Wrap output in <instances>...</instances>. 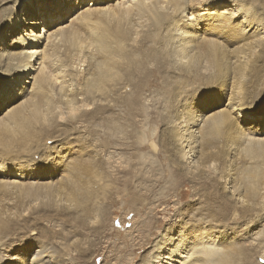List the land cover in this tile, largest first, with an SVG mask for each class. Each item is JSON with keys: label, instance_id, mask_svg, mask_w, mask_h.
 Wrapping results in <instances>:
<instances>
[{"label": "rangeland", "instance_id": "rangeland-1", "mask_svg": "<svg viewBox=\"0 0 264 264\" xmlns=\"http://www.w3.org/2000/svg\"><path fill=\"white\" fill-rule=\"evenodd\" d=\"M24 1L0 0V13L3 7L17 11ZM236 1L262 25L253 33L258 38L253 47L245 45L249 36L236 43L246 47L240 54L250 58L248 64L239 54L242 46L237 58L222 65L214 60L196 76L176 64L175 36L165 23L147 37L137 33L134 22L122 25L123 37L107 41L95 67L81 62L79 74L73 61L94 39L93 25L65 34L55 59L46 61L48 72L60 74L55 88H64L43 101L35 98L43 105L51 101L48 110L56 107L60 115L55 120L50 113L55 121L48 135L39 136L43 125L31 116L0 122V264L12 256L29 258L43 247L59 264H148L165 236L175 237L179 230L192 242L193 257L186 264L220 257L227 261L221 264H264V165L235 178L228 165L243 157L237 161L228 151L227 133L219 128L200 127L194 157H184L179 142L182 136L187 143L188 120L222 108L231 114L230 94L253 109L264 104V0ZM5 17L0 16V47L10 51L0 50L4 61L23 49L17 46L18 28L5 25ZM24 18L21 29H32L33 16ZM50 20L59 26L57 18ZM5 72L0 68V78ZM12 103L0 102V117ZM232 116L230 141L236 131L261 125L260 117L239 109ZM263 150L252 155L264 164ZM19 164L28 170L25 178L12 175ZM225 184L241 187L242 202L235 204Z\"/></svg>", "mask_w": 264, "mask_h": 264}, {"label": "bare ground", "instance_id": "bare-ground-1", "mask_svg": "<svg viewBox=\"0 0 264 264\" xmlns=\"http://www.w3.org/2000/svg\"><path fill=\"white\" fill-rule=\"evenodd\" d=\"M36 1L37 3L32 0H25L21 4H19V1L18 9L24 8L23 13L19 12L18 9L17 11L10 10L8 7H3L0 13V16H6L1 20L5 22V25L11 23L13 28H18L17 37L19 36V44L17 43V46L23 47L19 57L12 58L13 56H10L11 52L5 61L4 59H0V68L6 69L3 77L0 78V102H14L8 111L0 117V122L8 124L6 119L12 118L16 120L31 116L34 119H38L37 122L42 123L43 127L39 130V136L43 138L48 135L49 127L53 125H51V122L54 119L51 120V117H49L50 113L53 114L55 120L60 115L58 116V112L53 111L56 108L54 106L52 111L48 110L51 101L43 105L40 102L38 103L37 100L43 101L46 95L49 98L56 96L57 93L60 94V91H57L64 88V86L55 88L54 85L57 84L60 74L48 72L50 70L46 67V61L49 63L55 59L54 51L59 47L61 41L65 40V34L74 31L77 29V26L85 24L87 27H90V25H93L91 28L95 31L94 39L86 42L83 47L81 46L82 49L80 50L82 53L78 52L75 55L73 63L77 65L75 67L77 74H79L78 65L81 62L86 61L88 69H91L93 66L95 67L106 49L105 44L107 41L120 40L124 35L122 27L132 25V22H134L137 25L135 28L137 33L146 37L147 35H151L148 33L160 24L165 23L166 26L170 27L172 37L175 36V51L173 49L176 55L175 62L184 69V74L187 76H196L203 67L212 66L214 60L226 63L233 58H237L238 50L243 46L239 50V54H243L246 49L244 45H236L238 39L240 43L242 42L241 39L249 36L250 40L245 45L251 44L253 47V43L258 42V38H253L255 36L253 33L260 30L262 26L258 22H255L256 17L253 18L254 15L249 14L248 6L244 7L238 1L234 3V0ZM69 15L71 16L69 17ZM95 15L98 16L96 17ZM27 16H33V21L29 23L32 29H21V25L27 20L24 17ZM52 17L58 19L59 26H55V24L50 22V18ZM94 17L96 18L94 19ZM152 23H154L153 26H151ZM40 25H43V32L40 29ZM249 32L251 33L248 35ZM108 36L113 38L110 39ZM46 40L47 43H45ZM0 42H2L1 38ZM44 43L45 48L41 49V45ZM226 45L233 48H229ZM6 49L10 51L8 46L0 47L1 51ZM0 55L4 54L0 52ZM13 55L15 56L16 53ZM242 58L247 59L244 62L248 64L250 58L247 56ZM30 92V96H26ZM67 102L69 106L73 103V100L69 99ZM226 106L229 107V112L231 109V114H226V109L222 108L214 113L205 114L204 116L200 115L196 119L185 122L183 128L186 132L185 141L187 143L182 144V136H179V142L184 148V157L190 156L191 158L197 152L196 144L192 145L195 142V135L197 134L198 141L202 128L210 127L208 130L222 129L223 132L227 133L226 146L229 147L227 148L228 151L233 154L236 160L238 155L243 157L240 163L236 162L233 165L232 163L228 165V169L233 173V176L239 178L242 174L241 172L248 173V171L261 168L264 165L260 161L261 159L257 160L259 158L257 157L256 159L252 155V153H256L259 149H264V104L260 108L253 109L238 94H230L229 102ZM238 109L244 115H250L249 117L255 115L256 117H260L261 125L252 129L251 132L247 131L243 133V128V132L236 131L233 140L230 141L233 137V135H230L233 119H231L232 122L229 119L232 116V111L235 112ZM46 110L48 111L43 114L42 111ZM63 111L60 110V114L65 113ZM31 112L35 113L31 114ZM55 113H57V116H55ZM220 114L225 115V120L218 118ZM46 115L48 116L46 117ZM237 129H239L238 124ZM191 164L192 161L187 162V169ZM197 166L195 165L194 167ZM32 168L30 172L34 171L35 167L32 166ZM18 170L12 175L14 177L25 178L26 174L24 172L28 171L26 167L21 165ZM12 182L18 183L21 181L13 180ZM227 184L224 185V189L231 192L230 197L235 200V204L242 202L241 187L236 186V184H234L235 186L228 187ZM165 239V245L156 249L159 253L154 251L148 264H186L187 259L191 261L193 256L188 252V247L192 242L187 241L183 237L182 232L180 233V230L177 236H168L167 238L165 236ZM29 256V258L24 256V259L19 256H12L1 264H59L55 261L56 258L53 251L47 247L33 250ZM182 260L185 262H182ZM207 260L210 261V264L227 262L221 259V257L214 262L209 260V258ZM208 261H206V264Z\"/></svg>", "mask_w": 264, "mask_h": 264}]
</instances>
